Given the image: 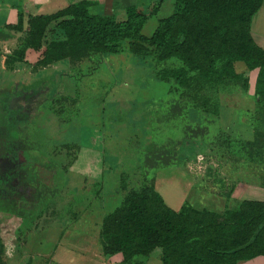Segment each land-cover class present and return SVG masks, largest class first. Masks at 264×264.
Instances as JSON below:
<instances>
[{"label":"trees","instance_id":"obj_1","mask_svg":"<svg viewBox=\"0 0 264 264\" xmlns=\"http://www.w3.org/2000/svg\"><path fill=\"white\" fill-rule=\"evenodd\" d=\"M260 3L173 0L171 12L158 17L151 33L145 35L140 28L154 7L144 13L129 5L125 17L116 20L111 14L90 13L88 0H75L49 13L28 15L25 36L5 56L3 62L9 67L14 61H24L26 48L41 49L31 65L35 70L61 58L74 62L91 53L117 52L126 40L133 55L151 51L156 61L173 60L171 66L152 73L169 86L150 122L151 149L138 151L142 182L126 187V173L120 172L116 191L122 196L100 220L101 253L119 252L117 264H145L155 246L160 247L159 264H236L239 259L264 255V199H241L232 207L228 205L231 190H227L222 192L224 203L219 211L187 201L174 209L152 181L153 170L175 164L182 139L207 142L216 137L217 86L226 79L246 83V77L235 72L234 60H242L247 69L257 68L253 96L255 109L261 110L251 116L252 137L236 142L248 158L258 154V136L264 133V45L253 40L250 21ZM52 21L49 33L46 27ZM21 24L18 11L16 22L6 26L18 29ZM189 109L205 115L197 120L189 116ZM215 130L222 132V128ZM26 147L33 146L28 142ZM2 249L0 240V264H4ZM30 261L28 257L24 264Z\"/></svg>","mask_w":264,"mask_h":264},{"label":"rangeland","instance_id":"obj_2","mask_svg":"<svg viewBox=\"0 0 264 264\" xmlns=\"http://www.w3.org/2000/svg\"><path fill=\"white\" fill-rule=\"evenodd\" d=\"M263 18L264 0L251 22L253 30ZM149 29L146 24L143 32L148 34ZM112 57L109 64L117 79L121 71H128L119 82L121 87L130 90L142 83L154 95L166 83L150 75L157 68L173 64L172 59L156 61L151 51L127 56L121 48ZM94 62H88L86 56L59 72L56 66L32 70V63L13 64L6 81L0 79V240L4 264L28 250L30 245L23 240L25 230L57 215L75 220L74 227L80 234L87 231V235L62 240L71 245L70 252L60 253L59 248L55 259L53 250L30 258V264H88V207L102 205L117 187L121 169L127 170L126 187H137L142 182L136 139L125 132L128 123L124 116L130 113L109 112L106 117L110 120L102 125L95 120L99 111L89 113L92 119H88L89 103L114 84L107 81L95 90L88 85V72L93 70L89 69ZM245 77V84L241 79H226L216 88L221 104L219 123L228 122L227 127L221 133L214 130L216 137L207 142H190L189 151L182 155L176 151L174 165L152 171L153 182L156 175L170 172L171 176L158 181L159 193L167 202L178 199L175 180L179 176L172 172L176 170L181 171L180 178L188 185V200L198 206L219 203L216 196L231 190L235 183L264 186V133L258 136V154L250 158L236 142L247 139V131L252 137L251 116L261 110L255 109V97L248 88L253 75ZM112 123L115 129L110 127ZM28 142L32 148L26 147ZM91 157L95 164L89 166ZM103 162L110 169L104 176L98 174ZM236 191L233 203L243 193L241 188Z\"/></svg>","mask_w":264,"mask_h":264},{"label":"crops","instance_id":"obj_3","mask_svg":"<svg viewBox=\"0 0 264 264\" xmlns=\"http://www.w3.org/2000/svg\"><path fill=\"white\" fill-rule=\"evenodd\" d=\"M75 1V0H0V33H8V36L0 37V79L2 78L3 81H6V77L8 76V71L10 70L8 66H6L3 62L5 56L10 53V51L16 47L18 42L25 36V32L27 29V16L32 14H42V13H49L55 11L56 9L66 5L67 3ZM89 4L86 6L87 10L90 13H98V14H111L116 20L123 19L125 17V8L129 5H134L137 10H140L144 13H148L152 7H154L153 14L149 15L140 28V31L145 34L149 35L156 24V19L158 17L165 16L169 14L172 10L173 0H88ZM263 0L257 10L252 14L251 21H250V34L253 40L260 46L264 45V18L260 22L259 25L253 30L251 27V22L253 17H255L256 12L260 9ZM20 11L22 15V24L21 27L10 28L6 25L9 23L16 22L17 12ZM148 24L150 27L148 34L143 32L144 26ZM53 27V21L49 22L46 27V31ZM50 33V32H49ZM124 45H126V40L124 41ZM122 49L125 51L127 56L133 55L131 54L126 46ZM41 49H33V48H26L24 51V61H14L12 64H25V63H32L40 53ZM120 50L117 52H102L98 53H91L88 55V62L89 59H96L99 58V61L94 66L92 71L88 72V85H90L94 90L95 88H100L102 83L107 84V81L114 82L112 87L110 86L109 89L104 90L98 99H94V101L90 102L88 107V119L91 115L89 113L98 112L100 116H96L95 120L102 125L107 120H110L107 113L109 112H119L124 113L125 111L129 112L130 114L125 115V119L128 123V126L125 128V132L128 136H132L136 139L135 143V152L138 154L139 150H148L151 149V139H150V122L153 116V113L159 107L167 89L169 83L164 81L166 85H164L161 92L157 95L149 93L142 83L136 84L133 89H125L120 86L119 82L123 81V79L127 75V69H124L120 73V80L116 78L114 75V68L110 67V58L113 59L114 54H118ZM136 60V59H134ZM71 64L67 58H61L59 60H55L47 65L56 66V72L60 70L68 69V65ZM106 65V69H102V66ZM46 65V66H47ZM45 67V66H43ZM233 68L235 72L242 73L244 76H248L250 74L253 75V83L250 88L251 93L253 94V84H254V77L256 74L257 68L247 69L244 62L242 60H234L233 61ZM90 70V69H89ZM131 73V72H130ZM133 73V72H132ZM153 79L152 75H150ZM105 80V81H104ZM133 80V79H132ZM131 80V81H132ZM159 80V79H158ZM163 81V80H162ZM157 82V81H154ZM133 83V82H132ZM111 84V83H110ZM144 86V87H142ZM124 92V93H123ZM221 104H219L218 109V118L217 123L213 127V130L216 128H226L229 124L228 122H224L223 124L219 123V113H220ZM94 112V113H95ZM98 114V115H99ZM189 116L199 120L202 116L205 115L203 111L197 109H189L188 110ZM97 115V113H96ZM114 118H117L115 115H112ZM92 119V117H91ZM230 121V120H229ZM111 128H116L117 126L112 123L110 124ZM250 131H247L246 135L244 136L247 139L251 137ZM190 142H200L197 139H182L179 146H177L176 151L178 155H182L186 153L190 149ZM31 150V149H28ZM94 157L90 158L89 166L95 164ZM88 166V167H89ZM109 166L104 164H100V168L98 170V174L104 176L106 173H109ZM122 172H127L126 169H121ZM118 171V174L121 172ZM173 175L179 176V179L175 180V187L178 191V199L176 201H166L163 198L164 202L174 208L177 209L183 201H187L192 206L201 207L198 205L192 204L187 198V189L188 185H185L182 178L181 171L175 172L172 171ZM117 174V175H118ZM172 174V173H171ZM170 172H165L162 174L156 175L154 178V188L159 191L158 188V181L163 180ZM171 176V175H170ZM170 182L171 181L170 179ZM115 187L116 185H112ZM241 188L243 193L239 194L236 202L233 203V197L237 193V189ZM36 191V188H35ZM161 195V194H160ZM122 193L120 191H116V188L112 190L111 194L104 199L102 205L98 208L96 207H88V264H117L121 255L119 252H114L112 254H102L100 249L99 243V227H100V220L103 214L110 211L113 206H115L118 201L120 200ZM252 198V199H264V186H260L257 184H243V183H235L231 189L229 194V206H235L238 201L241 199ZM219 203L213 205H206L205 208L213 209L219 211L222 209L224 203L223 196H216V199ZM217 204V205H216ZM216 205V206H215ZM213 207V208H210ZM81 219V218H80ZM83 220V218H82ZM75 220L68 221L66 217H62L60 215L54 216L51 219L44 220L41 224H38L37 227H34L30 230H25L24 239L28 241L29 248L24 254H18L12 256L10 262L7 264H24L25 260L30 257L31 259L37 256H44L48 255L51 251L54 250V259L55 254L60 248V253L64 251V254L71 249V245H66L62 240L66 242L68 239H73L74 237L80 238V234L78 229L74 226ZM61 233V234H60ZM50 234V236H48ZM60 234V236H59ZM87 235V234H86ZM59 236V238H57ZM46 239L49 240V243H45ZM56 239H58L57 243H55ZM47 244V245H46ZM61 246V247H60ZM67 250V251H66ZM66 251V252H65ZM159 252L160 247L155 246L148 254V258L145 264H150V260L152 259V264H159ZM71 254V253H70ZM67 256V254L65 255ZM236 264H264V255L258 254L249 258L239 259L237 260Z\"/></svg>","mask_w":264,"mask_h":264}]
</instances>
